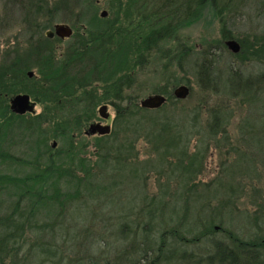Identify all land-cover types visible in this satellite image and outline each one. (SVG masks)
Returning a JSON list of instances; mask_svg holds the SVG:
<instances>
[{"label": "rangeland", "instance_id": "1", "mask_svg": "<svg viewBox=\"0 0 264 264\" xmlns=\"http://www.w3.org/2000/svg\"><path fill=\"white\" fill-rule=\"evenodd\" d=\"M39 1L0 0V66L3 67L10 59H25L29 62L28 71H32V76H28V71L25 72L26 76L39 78L36 63L42 61L33 47L39 45L42 51L43 44L34 40L29 46L27 41L32 40L35 34L39 35L45 22L51 21V27H44L40 34L48 39L58 38L54 43H47L53 52L52 61L57 64L56 69L68 59L67 56H71L69 59L73 62L66 70L68 76L85 84L93 78H105L118 66L124 69L123 63L132 41L131 36L124 34L125 30L131 29L137 16L142 14L144 17L149 15L146 13L149 10L155 11L161 0ZM180 1L181 6L188 2ZM53 2L57 8L53 16L45 18L42 13L32 16L35 6L54 9ZM215 2V7L205 5L193 17L184 16L177 20V40L171 44L172 47L168 46L172 49H168L169 58L163 59L167 54L157 52L136 70L125 71L129 75L132 92L139 95V105L141 100L153 95V90L163 86L167 88L169 75L182 80L172 85V91L181 84L188 86L189 94L184 99H177L180 102L167 105L165 98L158 107L148 108L156 111L152 114L165 118L164 122L153 128L157 133L162 126L164 131H161L160 139L150 143L146 138H132L127 161L116 173L110 174L113 165L101 164L100 159L106 148V143L100 137L113 129L115 111L110 104L99 103L97 98L84 100L87 92L78 90L75 93L74 89V95L70 99H62L57 106L42 105L29 96L33 109L20 114L10 109L9 102L15 94H8V84L4 82L0 87L1 101L4 105L3 101L8 103L16 118L20 117V120L14 119V130L17 133L25 132L24 138L17 139L11 145L9 155L12 162L1 163L0 173L18 179L40 169L45 158H51L49 156L56 150L69 152L72 149L78 153L72 169H80V164H90L94 168L91 174H101L96 180L102 182L97 184L99 192L108 194H104L102 204L90 209L95 211L97 221L113 211L122 214L123 221H134V225L138 217L136 207L143 196H154L164 205L161 212L166 223L181 221L184 229L189 231L192 228L193 234L205 232L209 226L213 228V231L207 230L196 245L187 246L189 250L206 255L212 251V241L231 243V233L247 246H259L257 251L262 252L261 261L264 264V0ZM102 11L106 12L105 16H101ZM61 23L70 26V36H46L47 30ZM102 30H105L103 36L112 35L113 40L95 41ZM222 30L229 36L224 37ZM228 39L238 42V52L233 53L227 48L225 41ZM180 51H183L181 55ZM169 59L173 65L166 70L164 65ZM239 78L250 79L258 85V101L250 103L244 96L230 97L228 80L234 83ZM26 84L37 91L42 90L31 80H27ZM94 85L100 86L96 90L89 87L95 97L101 98L109 93L106 86L101 88L103 85L100 83ZM164 104L165 107H162ZM103 106L106 108L104 112L101 111ZM160 108L163 109L157 111ZM213 108H220L227 119L222 120L219 125L221 129L215 136L206 133L208 111ZM102 113L107 116L102 117ZM90 115L93 120L86 124L83 120ZM146 115L150 113L145 114V118L148 117ZM193 115L196 120L192 123L189 119ZM45 116L54 117L55 124L52 121L44 122ZM181 118L184 121H180ZM92 122L108 124L109 132L103 135L86 134ZM174 133L181 134L177 137L179 140L172 138ZM166 153L168 155L165 156ZM62 154L61 160L66 157L65 153ZM54 158L57 160V157ZM183 162L193 169L188 177L181 173L182 168H175L176 164L178 166ZM78 175L83 176V173L78 171ZM109 184L111 189L107 191L104 188ZM70 215L80 220L88 217L90 212L77 208ZM97 224L93 228L95 233L104 225L102 222ZM192 233H185V236L191 237ZM111 237L113 232L110 229L105 236H98L97 239H104V242ZM125 239L121 241L122 246L127 244ZM87 264L95 263L91 261Z\"/></svg>", "mask_w": 264, "mask_h": 264}, {"label": "trees", "instance_id": "2", "mask_svg": "<svg viewBox=\"0 0 264 264\" xmlns=\"http://www.w3.org/2000/svg\"><path fill=\"white\" fill-rule=\"evenodd\" d=\"M186 1L188 2L181 6L180 0H161L155 11L146 12L149 15L137 16L136 21L130 26L131 29H126L124 33L132 37L130 49L125 56L126 61L123 63L124 69L118 66L114 71L108 72L105 78H93L85 84L68 76L69 73L66 70L73 62L69 59L71 56H67L68 59L56 69L57 64L52 61L53 52L47 43H54V40L58 41V38L48 39L40 34L44 27H51V21H49L50 23L45 22L39 35L35 34L32 40L30 38L27 41L29 46L34 40H39L43 44L42 51L39 45L33 47V51L40 55L42 61V63H36L40 77L35 79L26 76L25 72L29 70L28 60L10 59L3 67L0 66V71H3L0 78L4 79H0V87L6 82L8 94H16L21 91L42 105L44 103L50 106L60 105L62 99H70L74 95V89L75 93L78 90L87 92H84V100L91 101L90 99L97 98L99 103L110 104L115 111L113 129L109 134L100 137L106 143V148L100 159L101 164L107 163L109 167L113 165L110 167V174L116 173L124 161H127L132 147L131 142L141 137L146 138L150 143L160 139L161 131H164L162 126L159 127L157 133L153 128L165 121L163 115L152 114L156 112L155 110L139 105L137 100L139 95L132 92L131 81L128 80L129 75L125 71L136 70L157 52L167 54L163 59L169 58L168 49H172L168 46L172 47L171 44L177 40L175 35L178 21L184 16L193 17L205 5L216 6L215 0ZM55 2H53L54 9L49 7L43 9L42 5L35 6L32 16L35 17L41 13L45 18L53 16L57 9ZM217 13L220 14V11L218 10ZM70 21L75 22V20ZM37 24L40 26V23ZM104 31L102 30L94 40L97 42L104 39L107 40L106 42L112 41V35L103 36ZM222 32L224 37L228 35L223 30ZM182 52L180 51L179 54L181 55ZM110 55L112 54L110 53ZM180 61L179 58L178 62ZM172 65L173 61L169 59L164 68L167 70ZM167 79L170 83L167 85L168 89L163 86L153 90L152 93L164 95L167 105L180 102L172 94V85H176L182 80L175 78L174 75H169ZM27 80L33 81L42 90L37 91L29 87L26 84ZM94 83L103 85L101 88L106 86L109 93L101 98L95 97V93H91L89 87L96 90L100 86L94 85ZM45 86H47L46 91L42 93ZM228 86L230 97L244 96L250 103L259 100L260 89L250 79L239 78L234 83L228 80ZM3 102L5 105L0 98V164L12 162L9 149L17 139L24 138L25 132L24 130L17 133L14 130L16 124L14 119L20 120V117L16 118L10 111L8 103ZM166 104L162 107H165ZM48 105L45 104V106ZM162 109H157V111ZM68 112L66 113L69 114ZM208 112L206 133L215 136L221 129L219 125L222 120L227 121V119L221 113L220 108H213ZM149 113L150 115H146L148 117L145 118V114ZM195 115L189 119L190 122L193 123L196 120ZM66 117L68 118V115ZM44 118V122L52 121L53 125L55 124L54 117L45 116ZM92 120L93 116L90 115L83 121L87 124ZM180 121H184V119L181 118ZM19 124L20 122H18V126H20ZM179 135L181 136L180 133H174L172 138L175 141L179 140L180 138H177ZM62 153L66 154L63 160H61ZM77 155L78 153L72 149L69 152H61V149H58L49 156L51 158H45L43 166L40 169L37 168L33 173L25 174L18 179L0 173V264H87L91 261L95 264H263L261 261L262 252L257 251L259 246H247L231 233H229L231 243L212 241V251L206 255L189 250L187 246L196 245L205 236L203 234L207 233V230L213 231V228L209 226L205 232L193 234L192 228H189V231L184 229V223L181 221L175 220L170 221L172 223H166L161 212L164 210V205L160 201H156L154 196H143L142 202L136 207L138 217L134 225L132 223L134 221L128 219L123 221L122 214L113 211L107 212L97 221L95 211L90 209L96 204L97 207L102 204L104 194H108L99 192L97 184L102 182L96 180L101 174H91L94 168L90 164L87 166L80 164V169H72ZM166 155L168 154L166 153ZM54 157H57V160ZM175 168H182L181 173L186 177L193 172V169L184 162L178 166L176 164ZM78 171H81L83 176H79ZM104 189L110 191V184L106 185ZM93 192L94 196L95 194L103 196L98 197L97 195L94 198ZM77 208L88 210L90 215L80 218V220L73 219L70 213ZM96 222H102L104 225L95 233L93 228L97 227ZM110 229L113 232V237L108 241L103 242L104 239H97L98 236H105ZM185 233L193 235L187 237ZM46 235L47 237H45ZM130 235L132 237L128 239ZM123 238L127 241L125 246H122L121 243ZM236 243L239 245L233 247Z\"/></svg>", "mask_w": 264, "mask_h": 264}, {"label": "water", "instance_id": "3", "mask_svg": "<svg viewBox=\"0 0 264 264\" xmlns=\"http://www.w3.org/2000/svg\"><path fill=\"white\" fill-rule=\"evenodd\" d=\"M106 12L102 11L101 16H105ZM72 33V29L67 24H55L52 29L47 30L45 32L46 36L52 38L53 36H57L60 38L68 37ZM225 45L230 49L232 52H238L239 44L233 39H228L225 41ZM28 76H32V71L27 72ZM173 96L176 99H184L189 94V88L185 84L178 85L172 91ZM165 100V97L160 94H153L149 95L143 100L140 101V106L145 108H155L161 105ZM10 109L16 113H24L26 111H31L33 109V103L29 100V95L26 93H18L15 94L10 99ZM105 106L102 107L104 112ZM106 113H102V117H106ZM110 130V126L108 124H102L100 122H92L88 125L86 129V134H99L103 135L108 133Z\"/></svg>", "mask_w": 264, "mask_h": 264}, {"label": "bare ground", "instance_id": "4", "mask_svg": "<svg viewBox=\"0 0 264 264\" xmlns=\"http://www.w3.org/2000/svg\"><path fill=\"white\" fill-rule=\"evenodd\" d=\"M228 48V47H227ZM230 50V49H229ZM231 51V50H230ZM232 52V51H231ZM233 53H236V52H233Z\"/></svg>", "mask_w": 264, "mask_h": 264}]
</instances>
